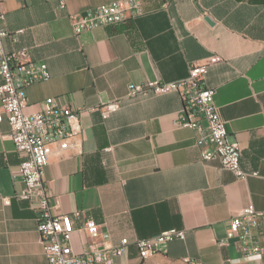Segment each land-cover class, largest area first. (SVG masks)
Here are the masks:
<instances>
[{
  "label": "crops",
  "instance_id": "crops-1",
  "mask_svg": "<svg viewBox=\"0 0 264 264\" xmlns=\"http://www.w3.org/2000/svg\"><path fill=\"white\" fill-rule=\"evenodd\" d=\"M117 0H4L7 52L27 49L51 78L27 88V114L55 99L79 114L81 130L67 149L48 146L44 182L56 213L79 228L95 220L107 239L77 231L75 254L121 240L153 238L178 229L185 240L142 260L130 245L114 264H264L227 241L230 220L253 204L264 212L263 0H142L145 14L126 24L76 34L72 16ZM210 17L213 24L206 21ZM207 65V86L241 165L262 177L240 179L219 159L199 129L182 127L177 92L127 98L130 84L175 82L191 66ZM122 100L108 119L103 104ZM204 131L207 123L201 120ZM0 122V264H48L34 204L19 197L26 156Z\"/></svg>",
  "mask_w": 264,
  "mask_h": 264
},
{
  "label": "built area",
  "instance_id": "built-area-1",
  "mask_svg": "<svg viewBox=\"0 0 264 264\" xmlns=\"http://www.w3.org/2000/svg\"><path fill=\"white\" fill-rule=\"evenodd\" d=\"M58 1L65 7L66 0ZM142 0H117L102 4L83 14L72 16L76 34L118 24H126L145 14ZM6 10L4 0H0V122L8 121L11 132L9 138L16 148L25 154L21 171L24 189L19 197L34 204L37 213V231L43 253L48 264H114L115 258L124 254L133 245L142 260L149 253L160 254L175 240H185L184 230L170 229L153 238L121 240L114 247L95 245L82 254H75L72 240L80 231L90 238L107 239L100 225L93 219L87 220L79 228L73 226L67 214L56 213L51 196L44 182L45 168L49 163L48 146L58 144L60 150L67 149V141L80 133V116L68 106L60 105L55 99L46 101L47 109L27 114V88L51 78L46 64L35 65L27 49L7 52L4 40L10 35L4 27ZM209 72L207 65L191 66L186 78L175 82L149 81L144 84H130L127 98L149 94L177 92L183 102L179 124L184 128L199 129L203 134L200 142L211 148L204 154L209 161L219 159L222 165L233 171L240 179L262 177L259 172H247L242 168V149L237 141L230 138L226 122L215 104V88L207 86ZM122 100L103 104L100 108L103 118L108 119L122 107ZM201 120L207 123L204 131ZM264 178V177H263ZM236 239L243 245L248 258H264V212L253 204L243 208L229 222L227 241Z\"/></svg>",
  "mask_w": 264,
  "mask_h": 264
},
{
  "label": "rangeland",
  "instance_id": "rangeland-1",
  "mask_svg": "<svg viewBox=\"0 0 264 264\" xmlns=\"http://www.w3.org/2000/svg\"><path fill=\"white\" fill-rule=\"evenodd\" d=\"M263 17H264V12L262 13ZM160 264H189V263H176V262H165V263H160Z\"/></svg>",
  "mask_w": 264,
  "mask_h": 264
},
{
  "label": "water",
  "instance_id": "water-1",
  "mask_svg": "<svg viewBox=\"0 0 264 264\" xmlns=\"http://www.w3.org/2000/svg\"><path fill=\"white\" fill-rule=\"evenodd\" d=\"M206 21L209 23V24H213L212 20L210 17L206 16Z\"/></svg>",
  "mask_w": 264,
  "mask_h": 264
},
{
  "label": "bare ground",
  "instance_id": "bare-ground-1",
  "mask_svg": "<svg viewBox=\"0 0 264 264\" xmlns=\"http://www.w3.org/2000/svg\"><path fill=\"white\" fill-rule=\"evenodd\" d=\"M157 253H149L146 257H152L154 255H156Z\"/></svg>",
  "mask_w": 264,
  "mask_h": 264
},
{
  "label": "trees",
  "instance_id": "trees-1",
  "mask_svg": "<svg viewBox=\"0 0 264 264\" xmlns=\"http://www.w3.org/2000/svg\"><path fill=\"white\" fill-rule=\"evenodd\" d=\"M263 2H264V0H263Z\"/></svg>",
  "mask_w": 264,
  "mask_h": 264
}]
</instances>
